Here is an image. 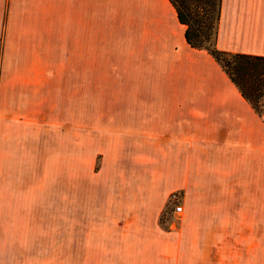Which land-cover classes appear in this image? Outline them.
Wrapping results in <instances>:
<instances>
[{
  "label": "crops",
  "instance_id": "obj_1",
  "mask_svg": "<svg viewBox=\"0 0 264 264\" xmlns=\"http://www.w3.org/2000/svg\"><path fill=\"white\" fill-rule=\"evenodd\" d=\"M183 31L167 0H0V264H186L171 245L150 241L162 207L131 180L126 195L115 188L100 199L92 231H75L74 178L75 86L85 120L90 45L141 38L151 58L162 45L161 58L182 61L193 50ZM215 47L264 57V0H221ZM215 66L170 84L123 83L105 117L119 155L142 157L145 185L185 189L196 213L209 189L205 219L235 231L223 221L250 219L252 198L264 202V112L257 116ZM260 252L201 242L190 263L264 264Z\"/></svg>",
  "mask_w": 264,
  "mask_h": 264
},
{
  "label": "rangeland",
  "instance_id": "obj_2",
  "mask_svg": "<svg viewBox=\"0 0 264 264\" xmlns=\"http://www.w3.org/2000/svg\"><path fill=\"white\" fill-rule=\"evenodd\" d=\"M90 48L92 58L86 62L90 68L88 79L91 107L90 116L85 120L82 118L83 109L78 102L82 99L83 87L78 86V83L75 86V231H92L95 220L89 218L95 215L100 199L107 197L106 192L114 195L111 191L115 188L118 191L116 194L126 195L124 189L129 188L131 180L133 186L145 191L144 196L149 197L155 206L161 205L157 223L160 231L148 232L149 239L152 243L171 245L173 259L192 264L194 244L202 242L257 244L260 245V254L264 260V202L254 203L252 198L251 203L246 206V214L250 215V219L223 221L226 224L224 227H233L235 231H216L221 227V221L205 219L211 211L209 189H203V196L199 198L202 203L198 205L197 213L194 204L189 205L187 201H194V195L188 196L185 189H152L145 185L146 173L140 166L142 157L120 156L114 139L107 133L109 126L105 114L113 110L119 85L131 81L154 84L157 80L160 83H175L180 73L191 75L198 73L199 69H214L216 66L212 60L204 51L195 50H188L189 55L182 61L168 56L161 58L167 50L162 45L156 50L160 53V58L154 59L151 58L153 50L141 38L128 43L91 44ZM62 125L60 118L59 164L62 161L66 164L67 150L62 154V147L66 148L67 131L66 125ZM70 143L69 133V147ZM117 165L128 166V171L125 168L118 169ZM132 166L134 168L130 171ZM58 175L61 176L60 171ZM173 194L175 199L171 198ZM175 206L181 207L180 213H173ZM196 215L199 219H196Z\"/></svg>",
  "mask_w": 264,
  "mask_h": 264
},
{
  "label": "trees",
  "instance_id": "obj_3",
  "mask_svg": "<svg viewBox=\"0 0 264 264\" xmlns=\"http://www.w3.org/2000/svg\"><path fill=\"white\" fill-rule=\"evenodd\" d=\"M183 39L193 50L204 51L236 88L257 116L264 112V57L230 54L215 47L221 0H167Z\"/></svg>",
  "mask_w": 264,
  "mask_h": 264
},
{
  "label": "built area",
  "instance_id": "obj_4",
  "mask_svg": "<svg viewBox=\"0 0 264 264\" xmlns=\"http://www.w3.org/2000/svg\"><path fill=\"white\" fill-rule=\"evenodd\" d=\"M171 198L172 199H175L176 197H175V195L173 194V195H171ZM181 212V207L180 206H175L174 208H173V213L174 214H178V213H180Z\"/></svg>",
  "mask_w": 264,
  "mask_h": 264
}]
</instances>
